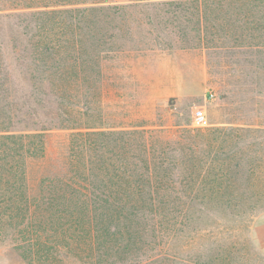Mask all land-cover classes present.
Listing matches in <instances>:
<instances>
[{"label": "rangeland", "instance_id": "374dc122", "mask_svg": "<svg viewBox=\"0 0 264 264\" xmlns=\"http://www.w3.org/2000/svg\"><path fill=\"white\" fill-rule=\"evenodd\" d=\"M16 1L0 2L2 15L14 14L0 19V43L18 47V54L5 53L11 65L19 54L30 62L43 58L50 66L72 57L81 63L75 87L56 92L42 82L31 94L25 85L16 100L21 104L19 99L32 95L33 118L45 125L69 117L70 126L108 140L134 138L130 133L141 129L173 130L158 135L170 141L163 151L175 162L173 187L180 194L187 190L189 197L180 198L237 201L245 207L238 219L221 213L216 227L200 220L201 229L210 227L221 237L202 240L193 254L210 255L213 264H264V26L257 22L264 11L236 6L253 0L138 6L109 0ZM46 45L53 51L35 48ZM20 69L12 68L17 79ZM197 109L207 117L201 128L192 124ZM63 110L67 115L59 117ZM32 127L28 123L23 132ZM184 129L210 130V135L188 141L177 132ZM73 132L52 131L56 141ZM38 176L33 172L34 183ZM242 219L251 221L245 232L238 229ZM6 224L0 221V264H29ZM183 246L184 240L177 243Z\"/></svg>", "mask_w": 264, "mask_h": 264}, {"label": "trees", "instance_id": "16d2710c", "mask_svg": "<svg viewBox=\"0 0 264 264\" xmlns=\"http://www.w3.org/2000/svg\"><path fill=\"white\" fill-rule=\"evenodd\" d=\"M21 1L26 0L16 2ZM236 6L264 11V0ZM1 11L0 19L14 16ZM257 22L263 28L264 18ZM35 48L39 53L53 51L50 45ZM8 50L18 54L17 44L0 43V221L7 223L24 261L213 264L210 255L193 254V249L202 240L220 238L221 233L213 234L210 227L201 229L197 223L202 220L216 227L221 213L238 219L245 207L237 201L206 204L180 198L189 199L187 190L180 194L173 187L175 162L163 151L170 141L158 135L173 130L141 129L130 133L134 138L108 140L103 134L70 126L69 117L58 125H45L33 118L31 94L42 82L56 92L75 87L81 63L72 57L50 66L43 58L30 62L19 54L16 65H11L5 54ZM14 66L22 67L20 79L14 75ZM53 68L55 72L50 73ZM65 68L69 74L63 72ZM25 85L31 96L19 99L20 104L17 95ZM67 113L63 110L59 117ZM28 123L33 129L23 132ZM22 124L25 129H20ZM64 129L76 132L56 141L52 131ZM177 132L194 142L210 135V130ZM33 172L39 174L36 183ZM204 213L206 218L201 219ZM239 225L245 232L251 221L242 219ZM181 240L184 246L179 249Z\"/></svg>", "mask_w": 264, "mask_h": 264}, {"label": "built area", "instance_id": "2783aa9c", "mask_svg": "<svg viewBox=\"0 0 264 264\" xmlns=\"http://www.w3.org/2000/svg\"><path fill=\"white\" fill-rule=\"evenodd\" d=\"M210 97L213 99L215 95L213 93L210 94ZM207 123V117L203 109H197L194 111L192 124L194 127L201 128L204 127Z\"/></svg>", "mask_w": 264, "mask_h": 264}, {"label": "crops", "instance_id": "0c3cea01", "mask_svg": "<svg viewBox=\"0 0 264 264\" xmlns=\"http://www.w3.org/2000/svg\"><path fill=\"white\" fill-rule=\"evenodd\" d=\"M116 4H128V3H140V2H150V1H167V0H109Z\"/></svg>", "mask_w": 264, "mask_h": 264}]
</instances>
